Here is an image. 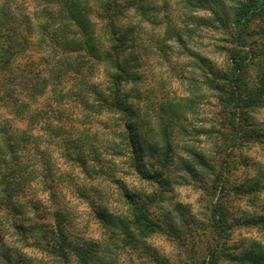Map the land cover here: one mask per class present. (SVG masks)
Segmentation results:
<instances>
[{"label":"clouds","instance_id":"9594fccd","mask_svg":"<svg viewBox=\"0 0 264 264\" xmlns=\"http://www.w3.org/2000/svg\"><path fill=\"white\" fill-rule=\"evenodd\" d=\"M0 264H264V0H0Z\"/></svg>","mask_w":264,"mask_h":264}]
</instances>
